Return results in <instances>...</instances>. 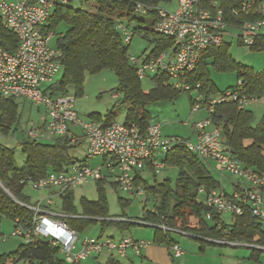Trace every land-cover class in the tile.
I'll return each mask as SVG.
<instances>
[{"label": "trees", "instance_id": "trees-1", "mask_svg": "<svg viewBox=\"0 0 264 264\" xmlns=\"http://www.w3.org/2000/svg\"><path fill=\"white\" fill-rule=\"evenodd\" d=\"M52 1L54 7L43 34L54 35L51 46L61 53L59 58L61 77L45 88L49 96L72 95L75 98L83 93L87 75L93 76L110 71L118 79L122 102L127 106L125 122L137 125L142 132H145L148 124L153 120L146 111L148 105L175 101L183 93L189 95L195 93L202 98L203 106L207 107L215 96L221 97L230 90L235 92L239 90V82H241V95L264 101V69L255 72L233 61L225 42L218 48L204 51L195 70L185 76L183 82L193 87L191 91L182 92L173 88L171 80L163 74L151 78L155 83L152 89L148 91L142 89V81L146 78L143 80L138 78L135 67L129 61L130 56L156 58L163 52L173 50L174 42L172 39L153 33L154 23L157 20L154 14L139 15L135 12V8L138 4L165 7L173 5L176 0H79L67 5H63L60 0ZM212 1H220L229 26L240 28L248 22L264 19V14L260 15V13L252 16L242 13L234 15L233 11L239 9L243 0H202V6L208 7ZM255 1L258 5H264V0ZM120 23L131 30L133 39L139 37L151 41L153 49L149 53L146 49L137 55L129 54L132 43L128 45L124 42L123 33L117 28ZM239 44L244 45L240 36ZM0 46L3 51L10 53L15 52L19 46L17 37L4 28L1 18ZM249 48L254 53L264 52V36L256 37L254 44ZM211 69L222 73L236 72L237 84L220 92L211 78ZM197 84H200L199 89L195 87ZM194 98H192V107L195 104ZM18 99L0 96V136L2 137L16 134L21 127L22 114L19 112ZM113 115L114 113L111 112L103 119L99 115L92 114L90 121L111 124L114 122ZM209 117L213 125L220 129L223 145L244 169L264 175V117L254 126L252 112L248 109L240 110L237 102L215 105ZM45 122L46 114L43 125L35 130H41ZM47 140H30L27 135L19 140L18 145L25 157L24 164L20 168L17 167L15 150L0 144V232L3 219L13 221L15 229L20 228L24 231L31 229L33 212L26 206L32 204L30 197L25 195L29 180L38 181L50 173L65 172L74 164L86 163V157L83 160H76L70 154V150L84 143V140L71 144L69 135ZM161 160L165 168L172 167L178 170L176 184L172 188L170 180H165L162 184L147 188L155 196L160 197V202L152 212L145 213L142 222L163 226L172 232L180 231L206 243L214 244L208 240H218L226 244L242 242L252 246L250 259L260 264L259 253L262 250L255 247L264 248V224L252 216L249 206L244 207L242 216L231 215V222L225 223L222 215H217L198 200L199 188L224 190L221 182L208 168L209 162L200 161L183 145L175 146ZM149 170L152 171L151 166ZM235 180H233V191ZM107 182V180L96 182L98 200H81L82 217H78L73 191L62 196L64 201L62 214L66 216V224L71 229L81 234L89 225L97 223L99 221L97 218L106 217L107 200L103 186ZM208 214H211L210 219L207 218ZM100 221L104 227H123L118 222ZM156 229L155 243L167 244L169 248L175 245L170 238L171 231ZM59 254L60 250L57 247L38 240L31 244L22 243L16 251L1 255L0 264H8L11 260L13 264L18 262L68 264L59 257ZM104 264L121 263L116 258L110 257Z\"/></svg>", "mask_w": 264, "mask_h": 264}, {"label": "built area", "instance_id": "built-area-1", "mask_svg": "<svg viewBox=\"0 0 264 264\" xmlns=\"http://www.w3.org/2000/svg\"><path fill=\"white\" fill-rule=\"evenodd\" d=\"M78 1L60 0L63 5ZM175 3V11H168L166 6L143 4H138L135 8L139 15L154 14L157 20L153 33L174 42L173 50L163 52L156 58L130 56L129 61L140 80L163 74L171 80L173 88L189 92L193 87L183 82L185 76L195 70L204 51L218 48L225 42L228 31L238 30L245 46H252L256 37L264 36V19L248 22L240 28L229 26L220 1H212L208 7L202 6V0H176ZM53 7L52 0H0L3 26L14 33L19 41V46L13 53L3 51L0 46V96L26 98L32 104L45 108L46 122L41 130L32 129L26 133L30 140H55L69 135L71 144H77L78 139L71 135L69 127H79L82 139L86 142V163L74 164L65 172L50 173L38 181L29 180V184L35 189L49 190L52 194L34 205L26 206L33 212L32 227L28 231L17 228L12 235L21 238L24 244L46 241L57 247L60 254L65 255L73 264L104 253L127 258L130 249L135 251L136 256H141L150 242H138L126 237L119 240L82 238L80 233L65 223V215L53 213L52 198L55 195L63 196L91 181L100 180H112L119 189L141 196L145 187L143 174L152 172L155 176L163 170L165 165L162 157L178 145L185 146L204 163H216L221 178L229 175L236 179L235 190L230 195L222 189L199 188L197 193L203 197V203L207 207L217 215L240 217L244 213V207L249 206L252 216L264 224V175L244 169L230 154L222 143L220 129L213 125L210 117L195 124V141H189L165 136L161 124L153 120L145 132L133 123L83 121L76 112V99L72 95H47L45 88L54 83L61 72V53L51 46L54 35L43 34ZM240 13L246 16L258 13L262 15L264 5H258L255 0H243L239 9L233 11L236 16ZM117 28L123 33L124 42L131 44V30L121 23ZM239 86L236 92L230 90L209 101L207 107L203 106L202 98L196 96L191 108L192 115L202 107L211 114L215 105L224 102H237L239 109L244 110L263 101L241 95V82ZM195 87L199 89L200 84ZM95 158H101L102 163L90 167L88 162ZM150 166L152 171L149 170ZM210 215H207L208 219L211 218ZM158 228L172 231L163 226ZM170 251L172 259L184 256L178 245L170 247Z\"/></svg>", "mask_w": 264, "mask_h": 264}, {"label": "rangeland", "instance_id": "rangeland-1", "mask_svg": "<svg viewBox=\"0 0 264 264\" xmlns=\"http://www.w3.org/2000/svg\"><path fill=\"white\" fill-rule=\"evenodd\" d=\"M85 1V0H82ZM77 6V3L75 4ZM177 4L166 6L168 11H175ZM64 29V28H62ZM240 33L238 30L229 31L225 36V43L228 45L229 55L233 61L242 66L253 69L255 72H261L264 69V52L254 53L249 46L239 44ZM147 49L149 53L153 49V44L149 40H144L139 37H134L129 49V54H140ZM61 72L56 76L55 80H59ZM211 78L216 88L222 92L229 87H234L237 84L236 72H217L211 69ZM155 86L151 78H146L142 81V89L148 91ZM118 95L120 97H115ZM196 95L183 93L175 101L157 102L146 107V111L151 115L154 122L160 123L163 134L167 137H179L185 140L194 141L191 136L195 124L206 120L209 117L206 108H201L197 114L191 113L192 98ZM219 98V95L214 99ZM75 109L79 119L90 121V115H99L103 119L111 112L114 113L113 119L117 123H125L127 116V106L122 102V94L119 91V82L117 77L110 71H104L97 75H87L84 83L83 93L75 97ZM19 104V112L22 114L21 127L16 134L10 137L0 136V144L15 150L17 167L23 166L25 157L21 153L19 140L26 137V132L32 129L39 128L45 120V108L32 104L26 98L17 100ZM253 114V125L256 126L264 117V101L257 102L247 108ZM188 123V125H186ZM70 131L79 141H83L79 127L71 125ZM49 141V140H47ZM85 143L76 146L70 150L71 156L76 160L85 158ZM101 158H95L88 162L90 167H95L102 162ZM216 164V163H215ZM219 167V166H218ZM213 175L218 181L226 186L225 181L221 176L208 166ZM145 182L144 193L139 196L130 194L119 189L114 185L112 180L103 186V192L107 200L106 217L97 218L99 221L89 225L81 233L82 238H112L119 240L121 238H131L134 241H148L150 246L142 251L141 256H136L135 251L130 249L127 258H120L115 254L104 253L99 257L91 258L87 261L78 264H104L110 257L116 258L121 264H257L250 259L253 248L244 243H222L214 240V244L206 243L195 239L193 236L185 233L170 232L172 244L178 245L183 251L184 256L181 259H172L171 251L167 244L155 243V227L142 226V221L145 219V213L152 212L156 205L160 202V197L155 196L148 187L162 184L165 180H170L172 188L175 187L178 177L176 168H164L155 176L152 172L143 174ZM232 181L235 180L232 176H227ZM227 193H231L229 187L226 188ZM52 193L49 190H37L32 184H28L25 188V195L30 197L31 204L45 199ZM74 205L78 210V217L81 215V200L89 201L98 200L97 184L94 181L86 185L79 186L73 191ZM52 211L56 215H63V197L53 196ZM198 200L203 202V197L199 196ZM66 217H63L65 221ZM231 215H222V220L225 223L231 222ZM56 219V217H54ZM100 220L114 221L122 224L118 226H103ZM191 221V220H190ZM65 223H67L65 221ZM191 223H194L192 220ZM212 224V223H210ZM15 230V223L11 220L3 219L1 222L0 232V256L7 255L17 250L22 245L23 240L19 237H14L12 234ZM216 243V244H215ZM259 253L260 264H264V248ZM59 257L68 264H73L65 255L59 254ZM8 264H13L9 261ZM16 264H24L18 262Z\"/></svg>", "mask_w": 264, "mask_h": 264}, {"label": "crops", "instance_id": "crops-1", "mask_svg": "<svg viewBox=\"0 0 264 264\" xmlns=\"http://www.w3.org/2000/svg\"><path fill=\"white\" fill-rule=\"evenodd\" d=\"M198 113V112H197ZM196 113V114H197ZM71 135H73L74 136V134L71 132ZM191 138L195 141V133H194V128H193V132H192V136H191ZM85 143V149H86V142H84ZM102 162V161H101ZM209 167H211V169H212V171H214L215 173H217L218 171H219V167H218V165L217 164H215V163H209ZM219 174V173H218ZM220 175V174H219ZM225 181V183H226V186L223 184V183H221L222 184V188L225 190V191H227L226 190V188L227 187H229L230 189H231V191H233V188H232V186H233V181L231 180V179H229V178H227V177H225V178H223V182ZM147 227H155V228H158V226H155V225H148ZM248 246V245H247ZM250 247V246H249ZM252 247V246H251Z\"/></svg>", "mask_w": 264, "mask_h": 264}, {"label": "water", "instance_id": "water-1", "mask_svg": "<svg viewBox=\"0 0 264 264\" xmlns=\"http://www.w3.org/2000/svg\"><path fill=\"white\" fill-rule=\"evenodd\" d=\"M9 195H10V193L8 192V191H6ZM11 196V195H10ZM12 197V196H11ZM256 248V247H255Z\"/></svg>", "mask_w": 264, "mask_h": 264}]
</instances>
